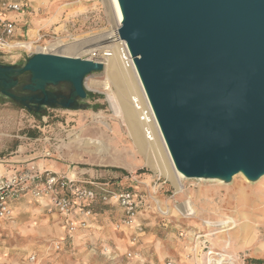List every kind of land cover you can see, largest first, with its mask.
Here are the masks:
<instances>
[{"label": "rangeland", "instance_id": "rangeland-1", "mask_svg": "<svg viewBox=\"0 0 264 264\" xmlns=\"http://www.w3.org/2000/svg\"><path fill=\"white\" fill-rule=\"evenodd\" d=\"M116 4V0L42 1L24 17L23 31L28 34L20 40L33 43L38 33L45 37L42 42H57L47 54L81 59L97 60L86 52L111 47L115 38L116 53L120 48L125 51L117 39L121 14ZM34 54L27 49L0 50V64L22 66ZM111 59L103 71L84 80L86 93L100 98L87 96L79 110L45 109L37 117L0 95V105L11 113L6 122L0 116V158L19 144L21 155L54 168L49 171L92 180L115 193L132 192L138 205L134 228L122 224L117 204L98 203L90 227L69 237L32 203L34 207L20 218L15 215L12 223L0 226V264H128L129 252L153 264H206L210 258L224 262L227 255L232 257L229 264H264V176L251 183L235 175L227 184L175 176L173 184L162 174L169 172V163L152 114L141 123L140 112L132 106L133 98L150 110L133 67H123L117 54ZM103 83L109 84L112 95L114 86L128 91L129 108L146 143L143 153L126 124L124 105L108 104ZM27 131L36 140L25 139ZM239 187L244 195L237 194ZM185 201L193 205L194 215H183L179 207ZM230 218L237 228L220 234L217 226Z\"/></svg>", "mask_w": 264, "mask_h": 264}, {"label": "water", "instance_id": "water-1", "mask_svg": "<svg viewBox=\"0 0 264 264\" xmlns=\"http://www.w3.org/2000/svg\"><path fill=\"white\" fill-rule=\"evenodd\" d=\"M117 35L175 170L230 183L264 176V0H116ZM102 61L36 53L0 64V95L29 108L79 110ZM16 94L18 78L26 75ZM64 85L67 95L47 92ZM59 99V100H58ZM215 181V180H214Z\"/></svg>", "mask_w": 264, "mask_h": 264}, {"label": "built area", "instance_id": "built-area-1", "mask_svg": "<svg viewBox=\"0 0 264 264\" xmlns=\"http://www.w3.org/2000/svg\"><path fill=\"white\" fill-rule=\"evenodd\" d=\"M20 12V4L0 0V50L23 49L9 48V45L22 41L16 38V25L7 16ZM43 38L45 37L38 34L30 50L47 54L57 48L54 42H42ZM104 186L92 180H79L74 176L41 169L29 162L18 165L0 174V226L12 223L15 219L13 204L30 196L35 200L47 202L49 212H54L60 217L69 237L88 228L93 207L98 203L117 204L122 209V224L133 229L138 211L134 194L129 191L115 193ZM133 241H136V238ZM126 256L129 260H134L133 264H147L137 253L129 252ZM31 260H34V257ZM208 261L206 264H209Z\"/></svg>", "mask_w": 264, "mask_h": 264}, {"label": "bare ground", "instance_id": "bare-ground-1", "mask_svg": "<svg viewBox=\"0 0 264 264\" xmlns=\"http://www.w3.org/2000/svg\"><path fill=\"white\" fill-rule=\"evenodd\" d=\"M117 5V4H116ZM120 21H121V16H120ZM120 21H119V24H120ZM119 27V25H118ZM117 39L119 40V42L121 43V45L124 46L125 48V51L124 49L120 48L119 49V52L116 53V38L114 40V45L111 46V47H106L105 49H94V50H90V51H87L86 52V55H94L93 57L94 58H97V60H94V61H102L103 62V65H107L109 62L112 61V57L114 54H117V57L119 59V61L121 62L122 66L125 67L126 69L128 68H131V66L133 67V71H134V74H135V77H136V81H137V85L139 86V89L141 90V92L143 93V96L148 104V101H147V98L145 96V93L143 91V88L141 86V83L138 79V76L136 74V71L134 69V66H133V63L128 55V52L126 50V47H125V43L123 41H121L119 39V37L117 36ZM56 45H57V42H54ZM23 48V49H27V50H30L32 48V42H22V43H16V44H11L9 45V48ZM58 47V45H57ZM102 50V52H101ZM93 60V59H92ZM114 66V65H113ZM109 81V80H108ZM103 87L104 90H106L107 92L105 93V100L108 102V104L111 106V107H114L115 103L116 102H121L123 105H124V109H125V120H126V124L128 126V129L130 131V134L133 138V141H134V144L136 146V148L140 151V152H144L145 151V148H146V143L144 141V138L142 136V129H141V125L140 123H138V121L136 120L135 116H134V113L131 111V109L129 108V105H128V101H127V98H128V91L125 90L124 88H116L115 87V94L112 95L111 94V90H110V87H109V84L107 83H103L101 85ZM132 106L137 110V112H140V120H141V123H143L144 121H148L150 117V114H152V118L155 122V125L158 129V132L160 134V131H159V128L157 126V123L155 121V118L153 116V113L151 111V108L149 106V109L150 110H146V109H143L142 108V105L140 104L139 101H136V99H133L132 98ZM151 119V118H150ZM147 124V123H146ZM149 135L150 133L148 131L145 130V135ZM161 136V134H160ZM162 138V136H161ZM163 140V139H162ZM93 144L95 146H99L98 143H94V142H89L88 144ZM164 143V141H163ZM165 146V144H164ZM165 151H166V155H167V161L169 163V172L168 173H165L164 171H162V174L165 176L168 177V179L173 183L175 184L176 182V177L175 176H178V178L180 179H186L185 177H183L180 173H178L174 166H173V163L169 157V154L166 150V147H165ZM238 175H241V174H238ZM215 180H219L221 181L220 179H215ZM237 194L240 196V195H244L243 194V188L242 187H239L237 188ZM193 205H191L190 201H185L183 204L180 205L179 208H181L183 210V215H186V216H189L191 214H195V210H194V207H192ZM197 219V218H196ZM204 225L205 227L207 228H211L213 227L209 222H204ZM237 224H235L233 218H230L227 220V222H222L220 223L217 227L219 228L220 231V234L221 233H226V232H229V231H233L237 228L236 226ZM240 227V226H239ZM228 228V229H227ZM210 254H213V253H210ZM209 256V255H208ZM212 256V255H211ZM220 256V255H219ZM222 257V256H221ZM232 261V258L229 257V256H225V260L224 262L222 261H215L214 259H209L208 263L209 264H229L230 262Z\"/></svg>", "mask_w": 264, "mask_h": 264}, {"label": "crops", "instance_id": "crops-1", "mask_svg": "<svg viewBox=\"0 0 264 264\" xmlns=\"http://www.w3.org/2000/svg\"><path fill=\"white\" fill-rule=\"evenodd\" d=\"M5 1L12 2V3H18V4H20L22 6V12H20L18 14H9L7 16V18L9 20L13 21L15 23V25H16V34H17L16 38L17 39H22L25 34H28V31H26V32L23 31V28H24L23 26L24 25H22V23H23V19L26 16V14L29 11V9H31V7L32 8H38V5L42 1H44L45 4L47 3V0H5ZM37 36H38V33L34 37L35 40H36ZM10 115H11L10 111L5 110L3 108V105H0V116L5 120V122L7 120L5 118L10 116ZM24 135L26 136V137L25 136L24 137L27 140H30V141L32 139L36 140V138H32L31 135L30 136L28 135V131ZM14 147H16V148L14 149V151L10 152L8 156H6L4 158H0V174L4 173L6 170H9L11 168L17 167L18 165H21V164H24V163H27V162L33 163L35 166H37V167H39L41 169H45V170L46 169L47 170H53L54 169V168L52 169L51 167H46L42 162H40V163L37 162L35 164L34 162L29 161L28 160V156H26V155L23 156V155H21L19 153L20 150L23 149L21 145L16 144V146H14ZM32 203L35 206L39 207V210L42 212L43 215H47L48 217L52 218L53 219V223L55 225H57L58 228H60L59 230H61L63 233H66V231L64 230V228L62 226L60 217L54 212H52V213L49 212V207L47 205V202L44 201V200L43 201H38V200H35V199L31 198L30 196L22 198L18 202L14 203L13 206H12L15 215L20 218V216L23 215V213L25 214V212L27 210H31L32 207H34V205ZM91 223H92V220L89 219L88 220V227H90ZM34 225H35V223H34ZM79 232H81V231H78V233ZM66 235H67V233H66ZM66 235H65V237H66ZM78 236H79V238L80 237L83 238L82 234H78ZM256 253H258V252H256ZM258 254H260V253H258ZM227 256H230V255H227ZM133 262H134V260H132L128 264H133ZM146 262H147V264H153L152 262L147 261V260H146ZM65 264H67V263H65Z\"/></svg>", "mask_w": 264, "mask_h": 264}, {"label": "flooded vegetation", "instance_id": "flooded-vegetation-1", "mask_svg": "<svg viewBox=\"0 0 264 264\" xmlns=\"http://www.w3.org/2000/svg\"><path fill=\"white\" fill-rule=\"evenodd\" d=\"M27 77V74L26 75H23V76H20L18 78V88H16L14 90V93L16 94H25L24 92H22L19 87L22 86L24 83H25V79ZM47 92L49 93H56V94H59V95H67L68 94V91L65 90L63 87H61L60 85L57 86V87H48L47 89ZM88 96V95H87ZM86 96V98H87ZM59 100V99H58ZM79 104L81 103V101L78 102ZM23 109L29 111V112H32V113H36V114H39L41 113L43 110L45 109H58L60 108L59 106H55V107H48V106H41L39 109L35 108L34 105H29V108H25V107H22ZM75 111V110H73Z\"/></svg>", "mask_w": 264, "mask_h": 264}, {"label": "trees", "instance_id": "trees-1", "mask_svg": "<svg viewBox=\"0 0 264 264\" xmlns=\"http://www.w3.org/2000/svg\"><path fill=\"white\" fill-rule=\"evenodd\" d=\"M88 96H91V97H93V98H100L99 96H97V95H94V94H92V93H90V94H87ZM23 109V108H22ZM32 115H34V116H37L38 117V114H36V113H31ZM33 136V135H32ZM112 172H120V173H122V174H125V171H123V170H121V169H117V168H111L110 169ZM256 263L257 264H260L261 263V261H256Z\"/></svg>", "mask_w": 264, "mask_h": 264}]
</instances>
